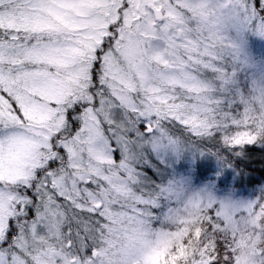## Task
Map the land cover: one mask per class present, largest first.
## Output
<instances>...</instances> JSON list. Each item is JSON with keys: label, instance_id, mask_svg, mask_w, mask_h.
I'll return each mask as SVG.
<instances>
[{"label": "snow or ice", "instance_id": "obj_1", "mask_svg": "<svg viewBox=\"0 0 264 264\" xmlns=\"http://www.w3.org/2000/svg\"><path fill=\"white\" fill-rule=\"evenodd\" d=\"M258 40L264 0H0V264H264V189L200 172L264 148Z\"/></svg>", "mask_w": 264, "mask_h": 264}, {"label": "trees", "instance_id": "obj_2", "mask_svg": "<svg viewBox=\"0 0 264 264\" xmlns=\"http://www.w3.org/2000/svg\"><path fill=\"white\" fill-rule=\"evenodd\" d=\"M209 150L211 158L204 163L200 172L211 175L209 169L212 167L219 168L217 162L222 163L223 168L220 167L219 169L226 177V185L218 184V188L231 187L233 182L235 190L253 192L264 184V148L251 145L248 146L243 155L224 151L222 147H210ZM206 163L210 164L211 167L207 166ZM193 184L198 185L196 177H193Z\"/></svg>", "mask_w": 264, "mask_h": 264}, {"label": "rangeland", "instance_id": "obj_3", "mask_svg": "<svg viewBox=\"0 0 264 264\" xmlns=\"http://www.w3.org/2000/svg\"><path fill=\"white\" fill-rule=\"evenodd\" d=\"M248 56L250 58L249 63L241 65V70L239 73V79L242 82L241 83L242 97L249 106H252L254 96L251 93V91H249V90L253 86L252 81L256 80L258 82L261 78L262 73H264V43H261L258 40V42L253 44L251 41H249ZM245 81L248 83V89L249 90L243 89V82H245ZM257 95H258V93H257ZM217 163H218L217 165H219V168L220 167L223 168L222 163L221 164H220V162H217ZM207 166L211 167L210 164L209 165L207 164ZM193 177H195V176L193 175ZM199 186L200 185L193 184V187H199ZM225 188L229 191H232L238 198L251 199L253 197L259 196L261 189H264V184L260 188H257L253 192H248V191L244 192L242 190H235L233 188V182L231 184V187H223V188H219V189L221 192H223L225 190ZM156 227H161V225L157 224Z\"/></svg>", "mask_w": 264, "mask_h": 264}]
</instances>
